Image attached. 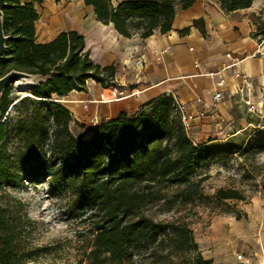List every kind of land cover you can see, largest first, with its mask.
I'll return each mask as SVG.
<instances>
[{
  "label": "trees",
  "instance_id": "1",
  "mask_svg": "<svg viewBox=\"0 0 264 264\" xmlns=\"http://www.w3.org/2000/svg\"><path fill=\"white\" fill-rule=\"evenodd\" d=\"M45 1L7 0L3 10L8 41L0 59V78L19 71L42 81L20 98L12 96L9 85L0 99V264H42L48 249L38 243L43 223L10 192L47 178L69 195V211L85 217L94 232L91 264H212L201 255L190 222L177 208L210 204L212 198L201 188L203 180L192 179L204 162L233 152L196 145L172 95L148 102L151 113L144 110L135 117L121 113L99 123L90 137L76 138L70 131L72 114L54 96L85 92L90 80L113 85L116 66L96 64L77 31L37 43L38 6ZM217 1L228 15L249 9L254 2ZM196 2L123 0L114 6L112 0H83L98 22L112 25L127 39L169 33L177 9L187 10ZM255 24L256 35L264 38V22L255 18ZM195 25L204 33L203 22ZM214 198L242 199L232 190H219ZM153 207L173 216L158 220L149 211Z\"/></svg>",
  "mask_w": 264,
  "mask_h": 264
},
{
  "label": "crops",
  "instance_id": "2",
  "mask_svg": "<svg viewBox=\"0 0 264 264\" xmlns=\"http://www.w3.org/2000/svg\"><path fill=\"white\" fill-rule=\"evenodd\" d=\"M53 1L46 0L38 6L39 20V7L47 5L44 16L54 18L55 22L42 35L37 30L39 20L36 22L37 43L51 42L62 32L77 31L85 37L86 50L96 64L116 66L113 85L134 94L110 103L113 105L108 113L105 106L110 104L98 102L102 85L90 80L85 92L74 91L61 98L62 103L68 104L67 109L74 119L84 118L88 109L89 116L112 120L121 113H136L160 96L172 95L189 106L194 117V133L201 139L213 136L217 140L223 135L232 139L252 127V121L260 122L256 126L264 129L263 120L248 114L237 95L247 80L252 101L264 105V38L256 35L255 24V18L262 20L264 16V0H254L249 9L231 15L222 11L217 0H197L187 10L177 9L169 33L157 32L148 39L139 36L124 38L112 25L98 22L94 13L90 21H85L80 12L74 10V21L71 11L51 7ZM122 1L118 0V3ZM86 8L93 11L92 7ZM198 21L203 22L204 33L196 27ZM186 29H189L187 34H180ZM227 54L231 57L228 58ZM234 62L238 65L222 74L226 82L223 99L215 105L213 94L219 78H210L207 74L216 73ZM236 72L241 76L235 77ZM87 102L90 105L85 108ZM199 111H202L201 116ZM218 118L225 122L221 123ZM263 250L264 234L258 255Z\"/></svg>",
  "mask_w": 264,
  "mask_h": 264
},
{
  "label": "rangeland",
  "instance_id": "3",
  "mask_svg": "<svg viewBox=\"0 0 264 264\" xmlns=\"http://www.w3.org/2000/svg\"><path fill=\"white\" fill-rule=\"evenodd\" d=\"M112 2L117 4L118 0ZM50 6L71 11L74 21V10L80 12L85 21L93 18V11L86 8L80 0H63L59 3L53 1ZM47 7H39V35L55 22L54 18L44 16ZM29 88L13 83L12 96H26ZM54 100L67 109L68 104L62 103V99L54 96ZM89 103L85 104L86 107ZM146 104L128 116L135 117L144 110L151 113ZM112 105L105 106L108 113ZM85 112L84 118L76 120L72 116L70 124L71 133L79 139L90 137L96 127L91 123V118L95 116L87 115L88 109ZM174 115L175 113L173 117ZM262 120L264 126V119ZM102 121L104 119L99 116V123ZM252 124V127L232 139L225 135L217 140L213 136L201 139L194 133L193 121H190V127L186 129L189 138L196 145L221 146L224 150L233 152H222L204 162L192 179L203 180L201 188L205 195L212 198L210 204L195 202L177 208L179 215L190 222L201 255L212 264H238V254L257 252L260 248L264 234V129L256 126L260 122L252 121ZM49 179L35 185L26 183L10 192L28 205L34 219L43 223L38 243L48 249L44 253L42 264H91L90 253L94 248L95 234L84 223L85 217H79L78 212L69 211V195L64 194L62 187H54ZM219 190H232L242 199L219 201L214 198ZM149 211L158 220L173 216L163 213L157 207L150 208ZM130 264L142 263L137 261Z\"/></svg>",
  "mask_w": 264,
  "mask_h": 264
},
{
  "label": "built area",
  "instance_id": "4",
  "mask_svg": "<svg viewBox=\"0 0 264 264\" xmlns=\"http://www.w3.org/2000/svg\"><path fill=\"white\" fill-rule=\"evenodd\" d=\"M262 20L264 22V16L262 17ZM227 57L230 58L231 54H227ZM238 65V62H234L229 64L228 66H224L222 70L216 72V73H209L207 74L208 77L210 78H219L217 84H216V90L214 91L213 94V101L215 105H218L222 99H223V89L225 87V79L222 77L223 72H225L228 69L234 68ZM235 77H240L241 75L239 73H234ZM106 92H111L113 96L110 98L111 102H106V99L104 98ZM131 95L134 94H128L127 91L119 89L115 87L114 85H105L102 86L101 88V97L100 100L98 101L100 104H110V103H115L121 100H124ZM237 95L239 96L241 102L243 103L244 107L247 110V113L250 114L251 116H255L257 118L264 119V105L260 103H255L252 101V98L249 95V83L246 80L244 87H242L240 90H238ZM175 99V107L177 111L179 112L182 123L185 127V129H188L190 127V121H193L194 117L192 116V113L189 109V106L180 103L176 98ZM201 101L198 100V103ZM85 108H87L85 106ZM201 116V112L199 111ZM221 123H224L225 120L222 118H218ZM91 123L94 126H97L99 124V119L98 117H93L91 119ZM238 264H264V250L261 255H258L257 252L249 253V254H244L240 253L236 256Z\"/></svg>",
  "mask_w": 264,
  "mask_h": 264
},
{
  "label": "water",
  "instance_id": "5",
  "mask_svg": "<svg viewBox=\"0 0 264 264\" xmlns=\"http://www.w3.org/2000/svg\"><path fill=\"white\" fill-rule=\"evenodd\" d=\"M7 6V0H0V59L7 50L8 37L5 36L3 30V10ZM42 80L37 77L19 71H11L4 77L0 78V99L2 98L6 88L16 82H22L24 84H29L30 86L37 85Z\"/></svg>",
  "mask_w": 264,
  "mask_h": 264
},
{
  "label": "bare ground",
  "instance_id": "6",
  "mask_svg": "<svg viewBox=\"0 0 264 264\" xmlns=\"http://www.w3.org/2000/svg\"><path fill=\"white\" fill-rule=\"evenodd\" d=\"M17 86H19V87H27V86H30L29 84H24V83H22V82H17ZM113 96V94L111 93V92H106V94H105V96H104V98L106 99V102L108 103V102H111L110 100V98Z\"/></svg>",
  "mask_w": 264,
  "mask_h": 264
}]
</instances>
